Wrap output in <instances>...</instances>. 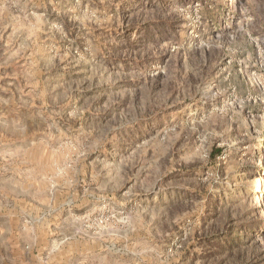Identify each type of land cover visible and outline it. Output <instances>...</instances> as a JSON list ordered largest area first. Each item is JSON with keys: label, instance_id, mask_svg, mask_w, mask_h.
<instances>
[{"label": "rangeland", "instance_id": "obj_1", "mask_svg": "<svg viewBox=\"0 0 264 264\" xmlns=\"http://www.w3.org/2000/svg\"><path fill=\"white\" fill-rule=\"evenodd\" d=\"M213 233L264 264V0H0V264Z\"/></svg>", "mask_w": 264, "mask_h": 264}, {"label": "trees", "instance_id": "obj_2", "mask_svg": "<svg viewBox=\"0 0 264 264\" xmlns=\"http://www.w3.org/2000/svg\"><path fill=\"white\" fill-rule=\"evenodd\" d=\"M139 40V39H138ZM156 59L149 62L152 64ZM230 241L228 239L219 238L216 233L208 235L201 241L202 246L207 247L212 246L211 250L206 251V256H210L214 263H222L223 260H228L235 264H253L249 262L246 257V249H244V241L242 238L238 237ZM207 249V248H206ZM221 259V260H220Z\"/></svg>", "mask_w": 264, "mask_h": 264}]
</instances>
